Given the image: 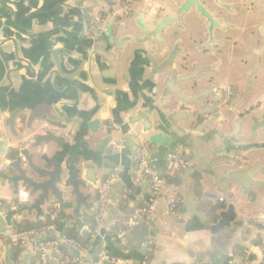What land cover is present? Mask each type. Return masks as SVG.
Returning <instances> with one entry per match:
<instances>
[{
    "label": "crops",
    "instance_id": "crops-1",
    "mask_svg": "<svg viewBox=\"0 0 264 264\" xmlns=\"http://www.w3.org/2000/svg\"><path fill=\"white\" fill-rule=\"evenodd\" d=\"M204 1L222 25L216 28L214 39L208 37L204 18L198 19L197 30L183 20L180 29H168L161 35L164 45L160 47L152 36L147 42L139 41L143 34L138 26L140 14L148 28L153 19L160 18V0H0V142H4L0 205L7 220L6 233L0 232V264H38L32 251L10 244L8 236L24 226H43L49 222L44 219L47 211L55 216L56 229L50 234L86 239L95 223L97 189L118 165L123 172L107 192L103 222L115 220L117 224L144 208L150 215L146 220L149 238L128 244L121 238L126 229L105 232L113 237L99 250L134 263L264 264V190L226 177L243 171L251 184H264L263 176H250L255 167L258 171L264 168V128L239 155L222 153L225 143L242 148L237 137L248 136L251 116L264 114V54L258 57L263 46L259 28L264 0ZM118 3L131 7L132 13L106 21L99 39L87 37L88 15L112 14L111 6L119 13ZM130 37L136 41H128ZM175 44L185 53L192 49L200 56L206 49L211 54L197 65L198 70L208 68L205 76L212 79L207 85L211 88L209 102L214 104L212 116H216L204 131L198 130L201 121H195L191 113L198 106L178 103L173 108L162 107L159 100L165 88L149 79L152 66L147 56L155 55L151 48L171 50ZM109 53L116 58L115 71L101 55ZM226 89L231 92L228 98ZM255 90L259 95H254ZM143 101L154 107L153 120L161 112L184 149V165L167 164L164 171H158L160 175L169 171L164 182L169 186H163L159 195L152 194L147 182H134L137 164L133 166L132 148L119 130L118 121L129 116L127 109ZM13 113L17 114L14 134L7 125ZM239 120L243 123L235 133ZM46 132H53L58 142L36 143ZM24 153L45 154L61 165L62 181L69 180L72 168L74 181L88 185L82 188L78 183L79 196L71 198L86 222V233L77 230L79 218L72 217L70 210L62 213L54 197L34 206L36 195L29 197L25 191L27 196L17 202L12 184L4 182V176L16 175L17 159L23 165ZM223 156L234 165L216 164ZM58 188L65 191L64 198L73 191L69 183ZM21 191L24 189L19 188L18 194ZM172 200L176 205L170 211ZM240 247L243 256L234 254Z\"/></svg>",
    "mask_w": 264,
    "mask_h": 264
},
{
    "label": "water",
    "instance_id": "water-1",
    "mask_svg": "<svg viewBox=\"0 0 264 264\" xmlns=\"http://www.w3.org/2000/svg\"><path fill=\"white\" fill-rule=\"evenodd\" d=\"M217 1L220 2V0ZM160 2L171 11V14L159 19H153L151 22V28H148V24L142 20L143 14H140L138 26L143 34V39H139V41L147 42L149 37L152 36V38L156 40L157 44L162 47L164 45V40L161 39V35L168 29H180L184 16L191 9H194L202 18L206 20L208 24L207 31L209 39H214L216 28H222V25L220 26L218 24L214 14H211L207 8L200 3V0H183L179 4H176L174 0H160ZM259 33L263 40V46L258 52V57H261L264 54V19L259 28ZM127 40L130 42L136 41L133 37L127 38ZM151 50L155 53V55L147 56V59L152 66L149 79H152L155 83L161 84L162 87L165 88V94L159 100L160 105L162 107L170 108L177 106L178 103H181L186 107L198 106L197 109L194 108L191 113L195 121H201V126L198 127V130H206L207 127L213 123L215 119L214 117H216L212 116V112L215 108L212 107L214 104L209 102V91L211 88L207 87L212 79L205 76L208 72V68L202 67L201 70H198L197 65H199L198 63L201 61L208 60L211 57L210 52L204 49L200 57L192 49H190L188 53L183 52L178 44H175L171 50H168V48L156 49L155 47L151 48ZM101 55L109 62L112 70L115 71L117 65L114 54L109 53ZM194 57L198 59V62L192 61ZM167 96H171V98H168ZM202 100L203 102H201ZM152 110H154V107L149 106L145 101H143L141 105H139L138 102H135L125 113L129 116L118 121L119 130L125 144L129 146V149L132 148L131 153L133 151V154H131V157L134 159L133 166H136L137 164L138 147L145 145L148 148V160L150 162V166L158 171H164L167 166L166 155L174 153L177 150L180 141L175 129L166 123L162 116H160V111L158 112V117H156L157 120H153L151 114ZM16 115V113H13L10 120L7 122L11 132H13L12 134L15 133L14 125ZM242 123L243 120L236 122L235 133L240 132V126ZM263 128L264 114L259 115L258 117L251 116L248 136L237 137V142L242 145V148H239V146L231 147L225 143L222 147V153H233L234 156L237 154L239 155V153L242 152L248 144H251L256 138H258V131ZM42 142L57 143L58 139L55 137L53 132H46L44 137H39L36 140V143ZM36 145L38 146V144ZM120 145L121 149L119 152H125L122 150L123 144ZM3 146L4 142H0V154L3 152ZM23 156L25 157L23 165L20 166V158L17 159V164L15 166L16 175L11 177L4 176V182L12 184L16 197L18 196L19 188H23L24 191H28L29 197L36 195L34 206H42L51 197H54L60 205L61 210L63 211L62 213L66 210H70L72 217L79 218L75 221L77 230L80 231L81 234L86 233L85 230H83L86 222L84 219L79 217L78 205H75L71 198H73L74 194L79 196L77 191L78 183L82 188H86L88 185L83 182L74 181L76 178V172L72 170V168H69V180L62 181L61 165L58 162L50 160L45 154L37 153L28 156L24 153ZM216 164L234 165V163L226 159V157L222 158V160H218ZM258 169V167H255L254 171L250 172V176L264 177V168H262V171H258ZM226 177L244 184L247 187L252 185L264 190L263 183L253 181L251 184L249 178L243 171L230 172ZM68 183L73 185V191L67 193L66 198H64L65 191L60 190L58 186H68ZM168 186L169 185L165 183L164 187L167 188ZM5 215L6 213H4V208L0 207V232L2 234L6 233L7 220L4 219ZM232 218L233 217H230V220H232ZM225 220L226 219H224V221ZM224 221L221 222L220 225H222ZM152 225L153 224H151V226ZM50 236H53V238L56 239L61 238L60 232L53 234L46 233L41 235V238L45 239ZM112 237L113 236L105 233L104 230H101L99 235L91 241L87 253L81 255L73 247L67 245L64 246L71 254L80 256L85 262H92L93 256L103 247V243H106L107 240L109 238L112 239ZM121 238L126 240L128 244H140L141 240L149 238L146 220L141 217L136 225H132L125 230V232L121 235ZM141 251H144V247L141 248ZM31 253L36 255L34 252ZM48 264H60V260H58L53 253L49 252Z\"/></svg>",
    "mask_w": 264,
    "mask_h": 264
},
{
    "label": "built area",
    "instance_id": "built-area-1",
    "mask_svg": "<svg viewBox=\"0 0 264 264\" xmlns=\"http://www.w3.org/2000/svg\"><path fill=\"white\" fill-rule=\"evenodd\" d=\"M126 10L127 6H123ZM96 21H92L90 27L88 28L89 32H95L96 30ZM226 97L231 96L230 90H225ZM112 129L116 130V126H111ZM137 167L134 171V182L140 184L147 182L151 188L153 195L161 194L164 186L165 179L160 175L158 170L150 166L148 160V148L145 145H141L137 149ZM184 149L182 146H178L177 150L174 153L166 155L167 164L171 167H177L179 165H184ZM123 169L121 166H115L112 169L110 176L99 186L97 189L98 194V209L94 216V228L91 231L90 239L91 241L99 235L101 230L105 232H110L111 227L116 224V221L113 220L109 224L103 222V212H104V203L107 200V192L110 189L111 185L116 182L121 176ZM27 196L25 191H21L17 196V202L22 201L23 198ZM222 201V199H220ZM176 202L174 200L170 201L169 210L172 211L175 208ZM1 207V205H0ZM145 220H150V215L148 211L144 208H138L134 210L132 215L124 222V225L129 228L132 225H136L140 218ZM45 223L43 226L37 229H31L20 232H10L8 239L9 243L23 250H29L36 254L38 264H47L48 263V253H53L60 264H71L72 262L78 264H146L143 263H134L127 260H120L110 257L106 251L99 250L95 259L92 262H85L81 259L80 256H70L62 250V246L67 245L73 247L79 252V254H84L87 252V248L76 242L75 240L69 239L66 236H61L60 239L56 238H45L41 239V235L54 232L56 229L53 220L55 219L53 211H47L44 215ZM262 226L264 227V220L261 221ZM246 264V263H244Z\"/></svg>",
    "mask_w": 264,
    "mask_h": 264
},
{
    "label": "flooded vegetation",
    "instance_id": "flooded-vegetation-1",
    "mask_svg": "<svg viewBox=\"0 0 264 264\" xmlns=\"http://www.w3.org/2000/svg\"><path fill=\"white\" fill-rule=\"evenodd\" d=\"M174 2L176 4H179V2L176 1V0H174ZM200 3L203 4L211 14H213L209 10V7H207L206 2L204 0H200ZM115 6L120 9L119 13L115 12V10H114L115 7L114 6L113 7L111 6L110 10L112 11L113 15L112 14H108V13L106 15H102V14H100V15H90V16L88 15L87 24H86L87 29H86V32H85V35L87 37H89L92 40L99 39L100 32L102 31L103 25H104V23L106 21H108V20H110L112 18H114V20H116V19H119V18L128 17L132 13V8L131 7H127V9L125 10L122 7V4H120V3L116 4ZM158 11H159L158 13H160V18L169 16L171 14V11L164 4H163L162 7L159 8ZM200 18H202V17L194 9H191L184 16L183 20H185V22L187 24L189 23L193 29L197 30V28L200 26L199 22H198V19H200ZM96 19H97V21H96V30H95V32H89L88 28L90 27L92 21H95ZM216 20H217V17H216ZM248 114H249V110L246 113V115H248Z\"/></svg>",
    "mask_w": 264,
    "mask_h": 264
},
{
    "label": "trees",
    "instance_id": "trees-1",
    "mask_svg": "<svg viewBox=\"0 0 264 264\" xmlns=\"http://www.w3.org/2000/svg\"><path fill=\"white\" fill-rule=\"evenodd\" d=\"M168 172H169V171L167 170V172L164 173V174H162L161 176H162L164 179H168ZM127 219H128V217H127L126 219L119 220L118 223L115 224V225L112 227V229H111V231H110V234L115 233V232H122V231H124V230L126 229V227H125V225H124L123 223H124ZM117 220H118V219H117ZM40 226H41L40 224H37V225H34V226H24V227L21 228V229H14V228L16 227V225L13 224V227H14V228H13V227H12V228H13L15 231L20 232V231H26V230H29V229H31V228H38V227H40ZM93 228H94V226H93V224H92L91 227H90V233H89V235L86 237V239H84V240H81L79 237L76 238V237H70V236H67V235H65V236L68 237L69 239L75 240L76 242H78V243L81 244L82 246L88 248L89 245H90V236H91V231L93 230ZM15 247H16V246H15ZM17 248H18V247H17ZM62 250H63L65 253L69 254L70 256H73V255L68 251V249H67L65 246H62ZM238 250H239L238 253H234V254H239V255H242V256H243V252H244V250H242L241 247H240ZM236 252H237V251H236ZM250 258L253 259L252 256H251ZM228 260H229V259H226L225 262H228Z\"/></svg>",
    "mask_w": 264,
    "mask_h": 264
},
{
    "label": "rangeland",
    "instance_id": "rangeland-1",
    "mask_svg": "<svg viewBox=\"0 0 264 264\" xmlns=\"http://www.w3.org/2000/svg\"><path fill=\"white\" fill-rule=\"evenodd\" d=\"M254 95H259V91L255 90L254 92Z\"/></svg>",
    "mask_w": 264,
    "mask_h": 264
}]
</instances>
